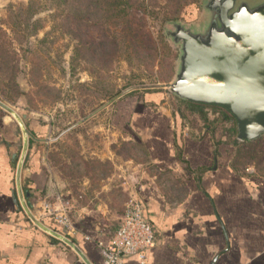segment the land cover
<instances>
[{
  "label": "rangeland",
  "instance_id": "1",
  "mask_svg": "<svg viewBox=\"0 0 264 264\" xmlns=\"http://www.w3.org/2000/svg\"><path fill=\"white\" fill-rule=\"evenodd\" d=\"M192 2L123 0L119 8L126 17L118 23L109 21L106 0H0V101L37 126L39 139L32 142L60 191L52 200L60 197L67 208L73 204L69 217L81 206L124 212L137 197L138 181L153 172L142 145L115 124L127 122L144 95L165 104L188 134L203 135L207 125L200 113L167 87L179 48L165 31L171 21L192 18ZM30 4L36 13L27 20ZM36 22L42 27L34 33ZM204 113L212 119L220 114L212 108ZM213 136L218 147L228 142L231 166L264 178V136L240 140L231 117L216 123Z\"/></svg>",
  "mask_w": 264,
  "mask_h": 264
},
{
  "label": "crops",
  "instance_id": "2",
  "mask_svg": "<svg viewBox=\"0 0 264 264\" xmlns=\"http://www.w3.org/2000/svg\"><path fill=\"white\" fill-rule=\"evenodd\" d=\"M155 105L137 102L126 109L127 122L115 123L141 140L153 170L134 192L156 229L147 264H264V178L234 169L224 148L228 142L222 140L218 147L220 140L211 129L199 137L188 134L179 117L167 114L165 104ZM3 111L0 108V264H104L101 246L110 243L123 212L75 209L70 216L74 230L58 227L75 247L37 226L17 186L23 131ZM30 139L39 138L29 137L21 172L23 196L32 213L53 228L57 223L46 206L65 204L60 197L52 200L60 194L58 184ZM72 207H66L70 214ZM123 264L140 263L130 256Z\"/></svg>",
  "mask_w": 264,
  "mask_h": 264
},
{
  "label": "water",
  "instance_id": "3",
  "mask_svg": "<svg viewBox=\"0 0 264 264\" xmlns=\"http://www.w3.org/2000/svg\"><path fill=\"white\" fill-rule=\"evenodd\" d=\"M166 35L179 48L169 90L182 100L219 106L237 121L238 138L264 136V0H201L194 21H171ZM0 107L19 123L24 138L17 167V186L27 215L46 232L75 244L45 225L23 196L21 172L29 149L30 132L24 118L0 101Z\"/></svg>",
  "mask_w": 264,
  "mask_h": 264
},
{
  "label": "built area",
  "instance_id": "4",
  "mask_svg": "<svg viewBox=\"0 0 264 264\" xmlns=\"http://www.w3.org/2000/svg\"><path fill=\"white\" fill-rule=\"evenodd\" d=\"M47 213L61 228L74 230L66 207L47 205ZM155 226L146 219L144 208L137 197L127 203L119 228L114 232L108 245L101 246L104 264H123L126 257H136L140 264L148 263L149 250L155 245Z\"/></svg>",
  "mask_w": 264,
  "mask_h": 264
},
{
  "label": "trees",
  "instance_id": "5",
  "mask_svg": "<svg viewBox=\"0 0 264 264\" xmlns=\"http://www.w3.org/2000/svg\"><path fill=\"white\" fill-rule=\"evenodd\" d=\"M106 11H112V13L110 14V20L109 21H118V23H120V21L122 19H124L126 17V13L124 12L123 9L119 8V7H122L123 6V0H106ZM101 7H103V5L101 3H99ZM191 4H193L195 6V10L193 11V14H192V18L190 20L187 19V21H194L197 19L198 15H199V12H200V0H194V2H192ZM189 4V5H191ZM105 7V6H104ZM108 7V8H107ZM34 13H36V10H34L33 8V4H30L29 7L27 8L26 10V19L27 20H30L31 17L34 15ZM132 21L129 20V23H131ZM22 21H20L19 19L15 22V25L19 28L22 27ZM26 27V26H24ZM40 27H42L41 23L40 22H36V25H35V28H34V33H36L38 31V29H40ZM148 93H153V92H150L148 91L146 94ZM134 95V94H132ZM139 95V94H138ZM138 101H139V98L140 96H138ZM143 101L141 102L142 105L144 106H151L152 103L154 104H158L160 102H158V100H153L150 101L148 97H146V95H144L143 97ZM183 103L189 105L192 109L191 110H194V111H197L200 113V116L202 117L201 119L206 123V127L205 128H209L211 129L212 131L215 132V128H216V123H219V124H224L230 117L233 118L235 120V118L229 113L227 112L225 109H223L222 107H219V106H213V105H207V104H201V103H195V102H190V101H184V100H181ZM137 102V101H136ZM139 103V102H138ZM206 108H212L216 111H219L220 114L217 118H208L206 116V114L204 113V110ZM179 115L183 118V115L184 114H181V112L179 113ZM23 118H24V122L26 124V127L28 128V130H32L30 132V136L32 135H35L34 132L35 131V128L32 129V126L30 125L29 126V119L27 118L26 115H23ZM237 131V130H236ZM228 132V131H227ZM227 132H224L223 134L224 135H227ZM247 141V140H245ZM32 142V139H30V143ZM138 143H141V140H137ZM248 142V141H247ZM250 142V141H249ZM233 167V166H232ZM234 168V167H233ZM235 169V168H234ZM57 226H54L53 228L58 231L59 228L62 229L61 227Z\"/></svg>",
  "mask_w": 264,
  "mask_h": 264
}]
</instances>
